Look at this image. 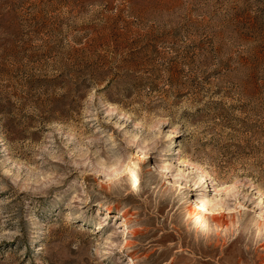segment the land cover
<instances>
[{
  "label": "rangeland",
  "instance_id": "obj_1",
  "mask_svg": "<svg viewBox=\"0 0 264 264\" xmlns=\"http://www.w3.org/2000/svg\"><path fill=\"white\" fill-rule=\"evenodd\" d=\"M0 264H264V0H0Z\"/></svg>",
  "mask_w": 264,
  "mask_h": 264
},
{
  "label": "bare ground",
  "instance_id": "obj_2",
  "mask_svg": "<svg viewBox=\"0 0 264 264\" xmlns=\"http://www.w3.org/2000/svg\"><path fill=\"white\" fill-rule=\"evenodd\" d=\"M149 152L150 151H147V150L137 151L134 154L135 158L132 159L131 162L128 164V169H131L133 172L136 171L139 173L140 166L142 164H145L147 162V160H152V157H151ZM163 170H164V168H160L158 170V172H159L158 175H161L163 173ZM204 177L205 176L202 175V178H204ZM140 180H142V177L140 178ZM209 188H210V185H208L206 187V190H208ZM181 189H186L183 184H182ZM243 207L244 208H242V209H244V211H242L240 209V212L238 215L239 216L249 215L250 211H251V207L247 206V205H245ZM216 212L217 211L215 210L214 203L210 200H200L199 199L195 202L194 207L192 208V214H194L197 217V219H199V223H204V222L209 221V220L214 222V223H217V222L220 223L221 219L223 218V212L220 215H216Z\"/></svg>",
  "mask_w": 264,
  "mask_h": 264
}]
</instances>
